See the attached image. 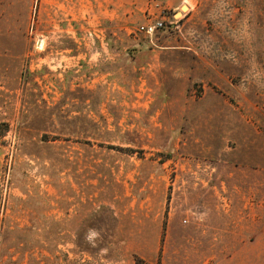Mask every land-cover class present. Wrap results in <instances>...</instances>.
Wrapping results in <instances>:
<instances>
[{
	"label": "rangeland",
	"instance_id": "374dc122",
	"mask_svg": "<svg viewBox=\"0 0 264 264\" xmlns=\"http://www.w3.org/2000/svg\"><path fill=\"white\" fill-rule=\"evenodd\" d=\"M139 261L264 264V0H0V264Z\"/></svg>",
	"mask_w": 264,
	"mask_h": 264
},
{
	"label": "built area",
	"instance_id": "2783aa9c",
	"mask_svg": "<svg viewBox=\"0 0 264 264\" xmlns=\"http://www.w3.org/2000/svg\"><path fill=\"white\" fill-rule=\"evenodd\" d=\"M160 25H161V21L158 20L149 21L136 27V31H138L139 33L151 34L154 31V29Z\"/></svg>",
	"mask_w": 264,
	"mask_h": 264
},
{
	"label": "bare ground",
	"instance_id": "6f19581e",
	"mask_svg": "<svg viewBox=\"0 0 264 264\" xmlns=\"http://www.w3.org/2000/svg\"><path fill=\"white\" fill-rule=\"evenodd\" d=\"M186 9V5H182V10H185Z\"/></svg>",
	"mask_w": 264,
	"mask_h": 264
},
{
	"label": "trees",
	"instance_id": "16d2710c",
	"mask_svg": "<svg viewBox=\"0 0 264 264\" xmlns=\"http://www.w3.org/2000/svg\"><path fill=\"white\" fill-rule=\"evenodd\" d=\"M141 263H142L141 261L138 262V264H141Z\"/></svg>",
	"mask_w": 264,
	"mask_h": 264
}]
</instances>
